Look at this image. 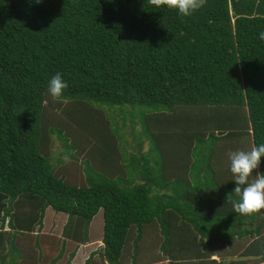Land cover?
Listing matches in <instances>:
<instances>
[{
    "label": "trees",
    "instance_id": "16d2710c",
    "mask_svg": "<svg viewBox=\"0 0 264 264\" xmlns=\"http://www.w3.org/2000/svg\"><path fill=\"white\" fill-rule=\"evenodd\" d=\"M261 29L264 0H205L190 17L157 6L155 0H0V264H10L18 247L16 235L41 227L48 207L67 214L64 232L78 244L89 242L90 224L103 211L99 264H123L132 228L137 231L132 260L136 264L145 229L154 224L162 236L160 250L171 264H193L186 260L198 256L195 247L206 250L234 238L259 237L260 224L252 230L238 227L239 222L253 226L262 221L263 210L250 218L203 211L209 203L208 209L218 204L211 210L225 212L235 198L233 190L220 185L232 177L223 170L229 167V151L264 142ZM57 72L69 86L54 99L47 82ZM127 106L149 110L144 131L161 157L155 133L147 126L152 115L179 108L198 117V111L192 112L195 108L218 110L197 120L203 124L200 130L209 133L206 139H197L201 147L205 143V157L199 148L194 155L190 152L184 167L169 166L172 160L165 156L159 168L152 165L156 151L144 146L141 133L125 119ZM47 109L61 110L69 122L63 126L49 121ZM239 118V126L223 125L238 123ZM127 121L138 142L139 153L135 147L131 153V166L139 169L136 180L111 173L113 164L99 163L106 158L104 153L107 158L113 153L111 143L126 138ZM218 132L226 136L219 140ZM55 137L64 147L56 165L43 152ZM166 141L167 145L175 141V148L180 144L172 138ZM76 162L85 183L81 186L57 172ZM206 168L218 190L191 185L192 175L198 172L205 178ZM179 169L184 172L177 177ZM257 171L264 173V157L254 174ZM229 181L226 185L234 189L235 182ZM226 192L230 195L222 197ZM27 206H35L33 214L30 208L23 217L14 211ZM188 231L192 239L185 248ZM259 246L256 255L261 256L256 260L220 264H264V236L248 252ZM97 254L91 253L85 264H97L93 260Z\"/></svg>",
    "mask_w": 264,
    "mask_h": 264
},
{
    "label": "rangeland",
    "instance_id": "374dc122",
    "mask_svg": "<svg viewBox=\"0 0 264 264\" xmlns=\"http://www.w3.org/2000/svg\"><path fill=\"white\" fill-rule=\"evenodd\" d=\"M125 110L126 112L124 113L127 115L125 119L130 120L132 124L135 125V130H134L135 133L136 132L141 133L140 137H142V141L143 142L146 141V144H144V146L147 148L153 147L154 150L156 151L151 155L152 157L150 156L152 158V163H153L152 165H156L159 168L162 165L163 157L165 156L164 160H166L167 157H168L167 159L172 160L169 166H172L176 169L181 166L184 167L187 164L186 161L188 160L187 158L190 152L192 153V155H194V152L196 154L199 148H200V152L202 151V156L205 157V149H204L205 143H203V146L201 147L200 143L197 142V139H206L209 133L207 131L200 130L203 124H200L197 120L198 118L202 119L205 116L210 117V115H216L218 111L213 108H205L201 111L198 108H195L193 110L191 109L192 112L198 111L197 112L198 117H195L190 112L188 111L184 112L183 110L177 108L174 110L173 113L170 114L152 115L150 125L148 123L147 126H151L149 127L150 132L155 133L156 139L158 141V147L160 148L161 153L164 155L161 157L159 151L157 150V147L153 145V143L149 140L148 138L149 136H147L148 132L144 131V127L146 128L145 123H146V117L148 115L147 112H149V110L145 107H139V106H135V107L127 106ZM199 113H201V115ZM46 116L49 119V121L57 124H62L63 126L69 122L66 119V117L63 114H61V110L54 111L51 109H47ZM149 117L150 116H148L147 118L149 119ZM241 120L242 118H239V120L237 121L238 123L232 122L228 124V122H224L223 125H226L225 128L232 126H239ZM130 121H127L126 125L123 128L126 134V138H118L116 144L111 143L109 146H111L112 149H114L113 153L109 158H107L106 153H104L106 158H104L99 163L105 161V163L113 164L115 166L113 169H110L111 173L115 175H121L125 179L127 178L131 180H136V178H138L139 169L137 167L133 168L131 166V159L133 156V154L131 153L135 152L134 147L136 149V153H139V150L137 149L138 142L136 139H134L136 138V134H132V130L130 128L131 125ZM188 122L190 123V125L188 124ZM237 128L240 129L243 128V126ZM69 130L70 132L73 133L75 132V127L69 126ZM224 133L225 132H223V134ZM216 134L219 136V140L221 136H226V135H221V133L219 132ZM116 136H119V131H117ZM244 137L245 140L248 141L249 133L245 132ZM169 138L178 141L177 143L180 144L177 145L179 146L175 148L176 145L175 141L174 143L172 142V144L169 143L167 145L166 140H169ZM147 141H149V143ZM51 143H52L51 146L47 145L44 147L43 152L51 156L52 163L56 165L58 156H60L64 147L61 141L58 140V138L56 137L54 138V141ZM71 144L75 146L73 142H71ZM178 148L179 150H177ZM74 155L78 159L81 157L80 155H78L77 151L74 152ZM141 161H142V157L137 162L138 166L141 163ZM95 162L98 163L97 158L95 159ZM201 162H203V160ZM79 166L81 167V165L76 162L67 167L58 168L57 172L59 174H64L66 176L67 181H70L71 183L74 184L78 183L81 186L84 183V179L81 174L82 170ZM99 167L100 166H98L99 170H102L104 168V167H100V168ZM223 170L225 172L227 171L228 174L231 175L229 171V167L227 165L224 166ZM181 171L184 172L183 169H179L178 173L176 171L175 175L177 177H180L179 174L181 173ZM208 171H209L208 168H206V171L204 172L205 178H203L201 175L203 181H205L204 184L200 183L202 178L201 177L199 178L198 177L199 173L196 172L195 175H192L191 177V180L193 181L191 185L194 187L203 186L204 189H209V190L210 188H214L218 190L216 183L214 184V179L211 172ZM161 179L163 180L162 177ZM162 180H160V182H163ZM222 194H221L222 197L230 195L227 192ZM210 198L212 199V197ZM217 198L218 197H216V199ZM29 208L32 209V214H33L35 210V206H33V208L29 206L20 207L19 209L17 208V210L15 209L14 211L17 213L18 216L23 214L21 215L23 217L24 214L27 215L28 212L30 213L31 210ZM67 219H68L67 214L55 212L51 207H48L44 213L41 227H37L34 233L31 234L16 235L18 247L15 246L14 248L13 254L11 255L10 264H52V261L54 262V260L56 261L54 264H72L70 262L72 260H69V255L72 252L77 253V255L75 256L76 257L74 262L75 264H85L84 262L90 257L91 253L94 252L95 253L98 252V254L96 256L94 255L95 257H93L94 262H96L97 264L103 262V260L99 258L100 257L99 252L101 250L100 246H102L101 240L103 236V226H104L103 211L100 210L98 214L93 218L89 228L90 240L85 244H78L77 241L72 239L73 237H68L65 234L64 226L67 222ZM259 224L260 226L263 227L261 231L262 234L259 236L261 237L264 236V218H262V221L258 220L257 223H255L253 226L251 224H246L245 226L240 225L238 229L240 228L255 229L256 226ZM5 230H9L7 224ZM145 231L146 232L142 237L141 242L138 245V250H139L138 255H136V258H134L136 260V264H171L169 257L166 256L160 250V245L162 243V236L158 225L154 224L152 226H148L146 227ZM136 235H137L136 229L132 228L129 233V237H128L129 239L125 244L124 253H123V264H133L132 260H133V252H134V240ZM251 237H255V236H251ZM9 239H11V236ZM250 240L251 238L249 236H246L245 238L242 239L234 238L230 244L220 243L217 245L218 247L215 246V248H217L215 252L217 255L222 256L221 257L222 260L230 259V258L232 259L235 257L237 258V256H239V254L242 252L243 247H245L246 244L250 242ZM6 248L8 249V255H9L10 247L8 246ZM20 248L23 250V252L21 251ZM5 251L6 250H3V254L5 253ZM8 255H6L7 258ZM56 258L58 259L56 260Z\"/></svg>",
    "mask_w": 264,
    "mask_h": 264
},
{
    "label": "clouds",
    "instance_id": "9594fccd",
    "mask_svg": "<svg viewBox=\"0 0 264 264\" xmlns=\"http://www.w3.org/2000/svg\"><path fill=\"white\" fill-rule=\"evenodd\" d=\"M155 3L157 6L163 5L169 10H174L182 17H190L203 7L205 0H155ZM258 39L264 43V29L258 32ZM68 86V81L57 72L48 79L47 91L52 98L59 99ZM262 157L264 142L254 144L248 150H230L228 153L231 180L235 182L232 207L241 216L250 217L264 210V173L257 171L254 174V170L261 164ZM63 158L67 160L68 155Z\"/></svg>",
    "mask_w": 264,
    "mask_h": 264
},
{
    "label": "crops",
    "instance_id": "0c3cea01",
    "mask_svg": "<svg viewBox=\"0 0 264 264\" xmlns=\"http://www.w3.org/2000/svg\"><path fill=\"white\" fill-rule=\"evenodd\" d=\"M231 179H232V177H229L227 181L226 180H222L223 182H225V185L222 184V183L220 184V182H219V184L221 185V188L224 189V190H233L232 189V186L226 185L227 182H231V181H229ZM217 181H220V180L217 179ZM203 203H207V202H203ZM208 204L209 203H207V206H206V204L204 205V207L206 206V208H205V211H203V212H206V213H208V215H211V216H220L223 213H225V216H227V215H234V214H237L238 215L239 214V213H236L234 211V209L232 207V203H230V202H229V207H227V208H226V206L224 207V205H222V203L220 202V206L224 207L223 209H226L225 212H223V210L222 211L221 210H219V211H212L211 208H215L216 206H219V205L216 204V205L210 206V208L208 209ZM255 223H257V221H255L253 224H255ZM239 225H241L240 222H239ZM242 226H245V225H242ZM248 230H252V229H249L248 228ZM189 232L190 231H188V234H187V236H188L189 239L183 241L184 243L182 244V246L183 245L186 246L185 248L189 247V241H190V238H191V233H189ZM247 236H249L251 238V240H250L249 243L246 244L245 247H243L242 252L239 254V256H237V258L235 257V258H232V259L230 258V259H224V260H222V258H221L222 256L216 254L215 250L217 248H215V247L214 248H207L206 250H204V249L201 250V248L195 247V248H197L196 249L197 250L196 253L198 254V256L194 257L193 259H188L186 261L187 262H190V263L193 262V264H220V262L227 263V262H231V261L238 260V259L256 260L257 258H259L261 256V255H258V256L256 255L260 251V249H259L260 246L258 248H256V251L248 252V250H249V248H250V246L252 244L256 243L257 240L260 239L263 236H261V237H256V236L255 237H251V235H247ZM245 237H243V238H245ZM237 239H239V238H237ZM180 249H182V248H180ZM76 255H77V253H75V255H74L73 259H72V261L73 260L74 261L73 262L71 261L72 264H75L74 262H75V259H76V257H75ZM170 263H171V261H170Z\"/></svg>",
    "mask_w": 264,
    "mask_h": 264
},
{
    "label": "water",
    "instance_id": "95a60500",
    "mask_svg": "<svg viewBox=\"0 0 264 264\" xmlns=\"http://www.w3.org/2000/svg\"><path fill=\"white\" fill-rule=\"evenodd\" d=\"M146 183H148V181Z\"/></svg>",
    "mask_w": 264,
    "mask_h": 264
}]
</instances>
